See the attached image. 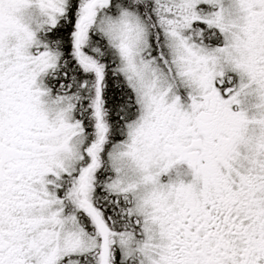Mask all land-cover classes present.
Returning <instances> with one entry per match:
<instances>
[{"label": "snow or ice", "instance_id": "6c2138e0", "mask_svg": "<svg viewBox=\"0 0 264 264\" xmlns=\"http://www.w3.org/2000/svg\"><path fill=\"white\" fill-rule=\"evenodd\" d=\"M0 264H264V0H0Z\"/></svg>", "mask_w": 264, "mask_h": 264}]
</instances>
